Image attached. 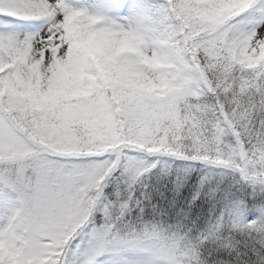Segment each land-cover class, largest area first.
Segmentation results:
<instances>
[{
	"label": "snow or ice",
	"instance_id": "1",
	"mask_svg": "<svg viewBox=\"0 0 264 264\" xmlns=\"http://www.w3.org/2000/svg\"><path fill=\"white\" fill-rule=\"evenodd\" d=\"M0 264H264V0H0Z\"/></svg>",
	"mask_w": 264,
	"mask_h": 264
}]
</instances>
